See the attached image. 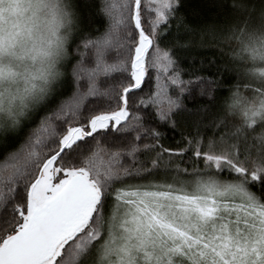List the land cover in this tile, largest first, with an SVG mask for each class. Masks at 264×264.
Here are the masks:
<instances>
[{
    "label": "snow or ice",
    "instance_id": "6c2138e0",
    "mask_svg": "<svg viewBox=\"0 0 264 264\" xmlns=\"http://www.w3.org/2000/svg\"><path fill=\"white\" fill-rule=\"evenodd\" d=\"M85 7L106 31L0 121V264H264V0Z\"/></svg>",
    "mask_w": 264,
    "mask_h": 264
},
{
    "label": "clouds",
    "instance_id": "9594fccd",
    "mask_svg": "<svg viewBox=\"0 0 264 264\" xmlns=\"http://www.w3.org/2000/svg\"><path fill=\"white\" fill-rule=\"evenodd\" d=\"M23 14H13L4 4L0 16V67L17 73L14 79L0 78V121L9 111L31 107L51 93L64 78L72 41L78 28L74 0H18Z\"/></svg>",
    "mask_w": 264,
    "mask_h": 264
},
{
    "label": "trees",
    "instance_id": "16d2710c",
    "mask_svg": "<svg viewBox=\"0 0 264 264\" xmlns=\"http://www.w3.org/2000/svg\"><path fill=\"white\" fill-rule=\"evenodd\" d=\"M86 0H74V6L78 15V25L79 30L76 32L73 41H72V51L75 55H79L77 53V45H81L83 41L80 39V37L84 34H92L91 38L95 39L96 36H99L103 31H106L107 28V17L104 16L103 12L101 10H98L96 8H86L85 7ZM113 2L118 3L119 0H113ZM97 3L100 5V8L102 9L104 0H97ZM103 25V27H102ZM209 44H211V48L207 49V54L211 56L214 52L219 56V49L224 48L225 53L228 52L227 45L223 44L220 40L217 38H213L209 36L208 38ZM227 58V56L225 57ZM223 63V61H221ZM72 64H75V59L71 61ZM230 76L232 77L233 83H235L239 77L236 73H230ZM230 87L229 85L225 86ZM243 91V89H242ZM230 93L224 92V96H228ZM247 95H251V93H246Z\"/></svg>",
    "mask_w": 264,
    "mask_h": 264
}]
</instances>
